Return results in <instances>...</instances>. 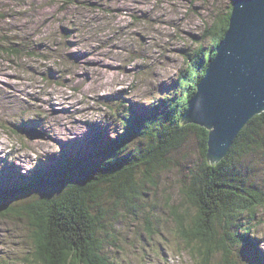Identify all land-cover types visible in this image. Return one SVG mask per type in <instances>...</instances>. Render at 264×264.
Returning <instances> with one entry per match:
<instances>
[{
	"label": "rangeland",
	"instance_id": "rangeland-1",
	"mask_svg": "<svg viewBox=\"0 0 264 264\" xmlns=\"http://www.w3.org/2000/svg\"><path fill=\"white\" fill-rule=\"evenodd\" d=\"M236 1L0 0V194L6 197L0 209L22 208L45 192L6 194L36 167L54 175L65 158L85 160L95 152L88 142L92 133L114 138L131 111L146 116L173 96L198 48L211 45L206 28L229 7L231 15ZM194 140L172 155L167 168L152 173L155 185L134 201L136 215L123 203L114 207L108 190L100 207L91 208L95 216L103 210L97 226L105 228L104 254L113 264H196L168 209L188 208L180 189L200 161ZM243 165L256 167L252 179L264 190V153ZM14 217L0 214V264H21L33 250L25 219ZM242 218L241 233L249 231L250 244L228 242L209 264H264V209L255 220Z\"/></svg>",
	"mask_w": 264,
	"mask_h": 264
},
{
	"label": "trees",
	"instance_id": "trees-1",
	"mask_svg": "<svg viewBox=\"0 0 264 264\" xmlns=\"http://www.w3.org/2000/svg\"><path fill=\"white\" fill-rule=\"evenodd\" d=\"M230 10L231 7L225 16L216 17L211 27L206 28L205 36L210 37L211 45L206 51L198 48L189 68L178 79V92L153 105L146 116L131 111L123 119V126L113 130L114 138L106 139V131L92 133L88 142L95 152L85 160L65 158L56 163V174L36 171L34 176L24 179L23 185L11 190L45 191L22 208L0 209L3 217L24 218L30 232L33 250L21 264L50 261L52 264H113L104 254L105 228L97 226L100 216L104 219L103 210L98 209L99 215L95 216L91 208L100 207L98 201L104 199L108 190L109 198L115 197L114 207L123 203L127 213L133 214L134 201L145 195L146 187L155 185L152 173L167 168L172 155L191 136L199 147L200 161L180 189L188 208L168 207L176 234L196 264H209L213 254L226 249L228 242L233 244L241 239L249 244L246 240L249 231L241 233L242 216L250 221L258 217V212L264 209V190L252 179L255 166L249 171L243 161L264 153V112L248 121L219 162L211 163L206 158L207 130L200 127L193 131L182 125L187 103L228 29ZM18 54V50H11V55ZM131 147H135L133 151H129ZM93 158L99 161L87 165ZM0 198L6 199L3 195ZM146 224L149 233H153L149 221ZM96 233H100L101 239Z\"/></svg>",
	"mask_w": 264,
	"mask_h": 264
},
{
	"label": "water",
	"instance_id": "water-1",
	"mask_svg": "<svg viewBox=\"0 0 264 264\" xmlns=\"http://www.w3.org/2000/svg\"><path fill=\"white\" fill-rule=\"evenodd\" d=\"M262 112L264 0H237L182 125L194 123L209 131L206 158L219 162L248 121Z\"/></svg>",
	"mask_w": 264,
	"mask_h": 264
},
{
	"label": "snow or ice",
	"instance_id": "snow-or-ice-1",
	"mask_svg": "<svg viewBox=\"0 0 264 264\" xmlns=\"http://www.w3.org/2000/svg\"><path fill=\"white\" fill-rule=\"evenodd\" d=\"M49 264H52V262L50 261Z\"/></svg>",
	"mask_w": 264,
	"mask_h": 264
}]
</instances>
